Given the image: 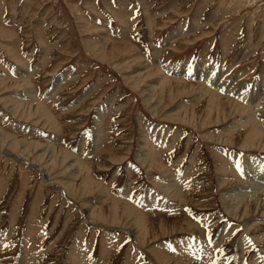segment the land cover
<instances>
[{
    "label": "rangeland",
    "instance_id": "374dc122",
    "mask_svg": "<svg viewBox=\"0 0 264 264\" xmlns=\"http://www.w3.org/2000/svg\"><path fill=\"white\" fill-rule=\"evenodd\" d=\"M0 264H264V0H0Z\"/></svg>",
    "mask_w": 264,
    "mask_h": 264
}]
</instances>
